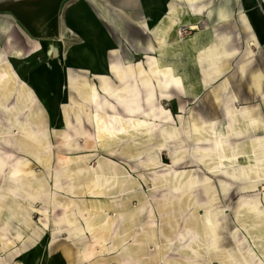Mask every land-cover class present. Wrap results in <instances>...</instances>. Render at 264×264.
<instances>
[{"label":"rangeland","instance_id":"obj_1","mask_svg":"<svg viewBox=\"0 0 264 264\" xmlns=\"http://www.w3.org/2000/svg\"><path fill=\"white\" fill-rule=\"evenodd\" d=\"M3 56L0 229L15 244L0 264H221L230 257L251 264L264 236V149L250 134L261 103L254 97L256 50L229 54L223 68L180 56V73L196 79L194 90L168 67L158 79L107 78L103 90L114 91L95 99L87 80H62L58 65L41 56ZM98 110L150 126L105 152L91 121ZM244 150L252 156L243 158ZM19 159L32 173L10 178ZM89 176L100 193L80 191ZM87 206L95 223L113 215L103 245L78 213Z\"/></svg>","mask_w":264,"mask_h":264},{"label":"crops","instance_id":"obj_2","mask_svg":"<svg viewBox=\"0 0 264 264\" xmlns=\"http://www.w3.org/2000/svg\"><path fill=\"white\" fill-rule=\"evenodd\" d=\"M193 24L204 29L179 39L178 30ZM248 48L258 54L252 69L261 102L250 134L264 149V0H0V59L41 56L43 64L58 65L62 80H87L84 87L95 94L114 91L103 90L107 78L133 82L168 67L180 73V56L223 68L229 54ZM261 157L255 155L256 162ZM257 240L260 252L249 260L264 264V236Z\"/></svg>","mask_w":264,"mask_h":264},{"label":"bare ground","instance_id":"obj_3","mask_svg":"<svg viewBox=\"0 0 264 264\" xmlns=\"http://www.w3.org/2000/svg\"><path fill=\"white\" fill-rule=\"evenodd\" d=\"M199 27H200L199 24H193L190 26V28L193 30H196ZM179 36L180 35L178 34V38L180 39L181 36L180 37ZM161 45H162V47L166 48L167 44L163 42V43H161ZM249 46L250 47L254 46V43H250ZM164 52H165V50H164ZM161 71H162L161 68L155 69L154 75H156L157 79L159 77L157 72L160 73ZM173 73H174V78L176 79V82L184 83V81H186L187 88H189L191 90L196 89L197 81L194 78L193 79H191L190 77L188 78L183 74L177 73L176 71ZM3 78L5 80L10 79V77H7V75H4ZM158 82H160V80H158ZM100 83H102V82H100ZM5 88H6V86L0 87V96H2V93L4 92ZM88 91L92 93V91L90 89ZM26 93H27V91H26ZM92 95L95 99L96 94L92 93ZM74 108H76V107L73 106L72 110ZM72 110H71V108H69V112H71ZM66 116L67 115L65 114L64 122H66ZM91 121H92V123H94V128H95L94 139L97 143V146L105 152H106V150L110 149V147L116 146L118 144V142L123 139L122 137H125L127 135V136H130V138H133L134 135L137 134L138 129L147 128L150 126V125H146V121L144 119H139V118L135 119L133 116L125 117V116H122V115L120 116L117 114L111 115V114H108L106 111L104 112V111H99V110L92 114V120ZM113 122L118 123V127H115ZM142 123L145 124V126H141ZM133 142H135V141H133ZM250 154H251V150L250 151L244 150V152H242V157L243 158L244 157L250 158L252 156ZM9 168H10V172H9L10 178L15 177V176L20 175V174H23L25 177H27L32 173L31 168L26 166L22 159H19L15 165H11ZM81 177L82 176H80V178ZM82 183L83 184L80 188V191L83 190L85 193H88V194H98L101 192V186L96 183L93 176H91V177L89 176L88 178L84 179L82 181ZM90 207L87 206V208L80 209L78 213H79L80 217L85 220L86 228L89 229L90 227H92V230L90 231V235H92L95 244L103 245L108 240V237L110 235L109 233H110L112 225L114 223L113 215L110 214L109 216L106 217L105 220L99 221L98 223H95L94 217L92 215V210L90 209ZM96 207H97V205H96ZM16 211L17 212H24V210L22 208H19V207L16 208ZM31 223H32L31 214H28L27 219H26V223H24V224L26 227H29V225ZM261 223L264 224L262 221H261ZM2 224H3V221H2V218L0 217V226ZM261 238H263V237H261ZM14 244H15V237H13V239H8V238L4 237L3 235H1V229H0V256H2L3 253H5V250L13 248ZM232 258L230 257L229 259H225L224 261H222V260H219V261L221 264H235V262Z\"/></svg>","mask_w":264,"mask_h":264},{"label":"built area","instance_id":"obj_4","mask_svg":"<svg viewBox=\"0 0 264 264\" xmlns=\"http://www.w3.org/2000/svg\"><path fill=\"white\" fill-rule=\"evenodd\" d=\"M200 28H197L196 30L191 29L190 27H184L182 30L179 31V35L183 37L184 34H191L192 32L199 31L200 29H204L203 24H199Z\"/></svg>","mask_w":264,"mask_h":264}]
</instances>
